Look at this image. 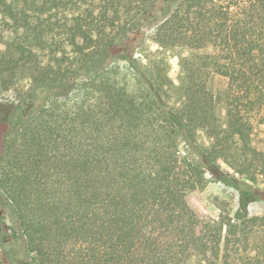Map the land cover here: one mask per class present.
Segmentation results:
<instances>
[{
	"label": "trees",
	"instance_id": "1",
	"mask_svg": "<svg viewBox=\"0 0 264 264\" xmlns=\"http://www.w3.org/2000/svg\"><path fill=\"white\" fill-rule=\"evenodd\" d=\"M0 27V97L14 105L0 123V264H255L264 0H0ZM182 46L216 51L184 59L176 84L165 51ZM207 69L228 80L224 123ZM219 162L239 205L212 218Z\"/></svg>",
	"mask_w": 264,
	"mask_h": 264
},
{
	"label": "rangeland",
	"instance_id": "2",
	"mask_svg": "<svg viewBox=\"0 0 264 264\" xmlns=\"http://www.w3.org/2000/svg\"><path fill=\"white\" fill-rule=\"evenodd\" d=\"M4 35L8 38V33L2 31L0 27V36ZM1 40V38H0ZM159 49V46L153 41L146 42L143 49L138 51L136 57L142 64L147 67V56L151 55ZM213 46H207L202 49H191L186 46L170 48L165 51V56L168 58L171 64L169 72L170 78L179 84V78L182 73V65L184 59L195 60L206 55H212L215 53ZM206 83L209 92L213 95L217 104V115L219 116L221 123L226 122V108L224 102V96L228 88V80L215 74L213 71L206 70ZM14 113V105L7 100L0 97V123L5 124L8 118ZM199 142L202 144H209V139L204 133L199 134ZM253 144L254 146L264 152V112L257 114L254 119V132H253ZM219 167L211 169L216 181H213L203 195V205L205 206L207 213L212 218H216L220 213L222 205L228 206L230 210H236L239 202L234 194V189L230 187V178L233 175V171L224 162H219ZM260 188L264 189V181L260 182ZM246 209V207H245ZM1 218L5 215L10 217V209L6 205L0 204ZM248 216L246 219L245 233L247 234L248 241V256L245 260L253 262L255 264H264V202L257 201L251 203L248 207ZM234 264H242L239 260H234ZM196 262H192L195 264Z\"/></svg>",
	"mask_w": 264,
	"mask_h": 264
}]
</instances>
